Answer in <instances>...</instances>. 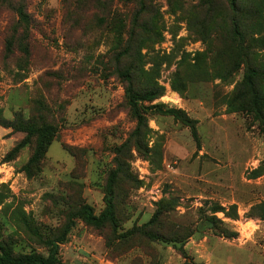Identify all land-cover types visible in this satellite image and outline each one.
<instances>
[{"label": "rangeland", "instance_id": "1", "mask_svg": "<svg viewBox=\"0 0 264 264\" xmlns=\"http://www.w3.org/2000/svg\"><path fill=\"white\" fill-rule=\"evenodd\" d=\"M236 2L237 13L228 0H0L1 115L55 131L28 167L36 138L11 156L27 134L0 126V244L46 256L74 220L63 264H264V116L244 84L256 72L264 88V0ZM119 56H136L120 67L137 90H165L140 103L138 135ZM118 169L116 223L74 218L104 211ZM162 200L175 206L151 224ZM215 205L234 237L199 229Z\"/></svg>", "mask_w": 264, "mask_h": 264}, {"label": "trees", "instance_id": "2", "mask_svg": "<svg viewBox=\"0 0 264 264\" xmlns=\"http://www.w3.org/2000/svg\"><path fill=\"white\" fill-rule=\"evenodd\" d=\"M231 4L232 10L238 12L236 0H228ZM125 57L134 60L136 56H119L117 63L115 65L116 73L119 77L126 83L125 95L127 102L131 108L133 117L137 121V127L135 134L141 133L142 128L147 127L146 117L140 108L141 102H154L155 100L161 98L164 95V88L159 86H148L147 89L137 90L135 85V75L130 70H122L120 67L121 60ZM258 74L251 72L248 76L244 78V84L248 88V94L252 97V109L259 114L264 116V88H260L255 81L257 80ZM183 83L179 78H177L172 88L183 93L184 90L181 89ZM233 104H229L232 107ZM0 126L11 128L15 131L24 132L27 134V139L24 140L20 145H18L12 152V155L19 153V151L29 144L30 139L36 138V149L35 154L30 161L28 167L32 165H37L39 161L43 159L46 154L48 147L51 145L54 137L55 131L52 127H39L31 122L25 123L22 120L16 119L15 121H7L0 112ZM253 176L258 178L261 176V171L256 170L253 172ZM119 177V169L112 172L109 176L107 186H106V196H105V209L100 215H96L94 210L87 205H82L76 212L74 218L80 219L86 226H90L96 229L104 228L108 223H116V184ZM171 206H175V200H162L158 205V209L154 214L151 224L158 223L162 224V221L168 218V214L171 212ZM260 211L259 217L264 220V203L260 204L256 208ZM233 214L232 219L237 218V208L235 206L231 207ZM226 209L222 206H211L207 213H203L201 216V224L199 229H211L225 238H232L235 234L229 233L223 228V223L216 217L218 213H225ZM227 215V214H226ZM74 228V220H70L69 224L65 228L63 234L55 239L46 240L44 242L45 248L47 249V255L41 254H26V255H16L12 249L7 248L5 245L0 244V264H63L60 259L61 245L65 244L68 240L72 229ZM149 238L153 241H160L164 243H181L180 234L178 232H172L168 234L164 233H150L146 232Z\"/></svg>", "mask_w": 264, "mask_h": 264}]
</instances>
